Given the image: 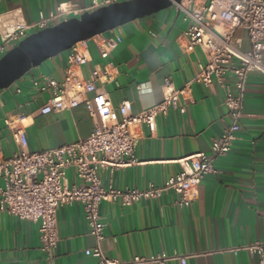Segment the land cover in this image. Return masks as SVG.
Segmentation results:
<instances>
[{
	"label": "crops",
	"instance_id": "obj_1",
	"mask_svg": "<svg viewBox=\"0 0 264 264\" xmlns=\"http://www.w3.org/2000/svg\"><path fill=\"white\" fill-rule=\"evenodd\" d=\"M62 4L85 11L93 0H0V47L7 30L35 24L41 13L48 15ZM182 17L172 6L106 33V37L122 38L108 58H102L99 38L92 39L89 61L82 70L84 77L89 78L95 68L111 74L114 82L103 80L98 88L108 94L115 110L128 101L131 113L138 114L162 103L164 80H171L180 89L193 80L199 63L204 61L199 48L193 52L184 48L188 24ZM235 35L241 48L250 50L247 33L238 30ZM67 56L66 52L49 59L0 92V160L20 149L3 123L9 115L25 116L26 149L30 152L69 145L93 133L98 119L85 104L43 114L39 109L50 95L39 96L31 88V81L42 75L61 83ZM191 97L193 103L185 114L171 111L158 118L154 131L141 130L136 163L101 169L105 186L122 190L163 186L181 171L180 160L210 152L213 140L232 124L225 90L218 84H193ZM214 165L217 172L205 176L188 207L181 206L179 195L171 191L159 199L128 207L103 203L104 255L122 262L136 256L166 255L187 257L186 264H257L258 256L248 248L264 242L263 74H250L233 150L217 158ZM67 184H79L74 169L67 171ZM57 220L59 243L55 256L48 259L41 250L36 224L1 213L0 264H96L94 258L85 255L86 250L95 248L96 241L85 221L83 206H62ZM166 264L182 263L172 260Z\"/></svg>",
	"mask_w": 264,
	"mask_h": 264
},
{
	"label": "built area",
	"instance_id": "obj_2",
	"mask_svg": "<svg viewBox=\"0 0 264 264\" xmlns=\"http://www.w3.org/2000/svg\"><path fill=\"white\" fill-rule=\"evenodd\" d=\"M124 1L128 0H93L92 6L85 11L62 4L48 15L41 13L35 24L6 31L0 47V59L31 32L36 33L69 18L80 17L85 12ZM174 6L188 24L184 33V48L188 52L199 48L204 61L199 63L193 80L180 89L175 88L171 80H164L162 103L138 114L131 113L128 101L115 110L108 94L98 88V83L103 80L114 82L111 74L99 68H95L89 78L82 73L89 61L90 39L77 43L67 52L61 83L47 75L31 81V88L37 95H50L39 109L43 114L62 112L85 104L98 119L88 138L48 151L30 152L26 149L25 116L9 115L3 119L20 149L8 159L0 160V181L3 182L0 187V214L6 213L36 224L41 250L48 259L55 256L59 243L58 210L62 206L79 203L83 206L90 234L96 241L95 248L86 250L85 255L94 258L96 264H166L172 260L186 264L187 257L181 256H136L124 262L107 258L101 249L106 223L101 217L100 206L111 203L128 207L159 199L170 191L179 195L181 206L188 207L194 201L196 190L205 176L217 172L214 165L216 159L233 150L241 129L250 74L259 72L264 75V0H184ZM238 30L247 33L250 50L241 48L235 35ZM105 34L94 37L99 38L97 45L102 58H108L122 41L120 35L106 37ZM193 84L204 87L218 84L225 90V105L232 124L213 140L210 152L180 160L181 171L163 186L151 184L145 190L105 186L100 177L101 169L124 168L136 163L141 130L147 128L154 131L158 118L167 116L171 111L185 114L193 103ZM139 89L142 90L143 86ZM90 94L94 96L89 98ZM69 169L75 170L79 184H67ZM248 250L258 256L257 264H264V242L254 244Z\"/></svg>",
	"mask_w": 264,
	"mask_h": 264
},
{
	"label": "water",
	"instance_id": "obj_3",
	"mask_svg": "<svg viewBox=\"0 0 264 264\" xmlns=\"http://www.w3.org/2000/svg\"><path fill=\"white\" fill-rule=\"evenodd\" d=\"M182 1L128 0L114 3L33 33L0 59V92L49 59L68 52L77 43L157 14Z\"/></svg>",
	"mask_w": 264,
	"mask_h": 264
}]
</instances>
